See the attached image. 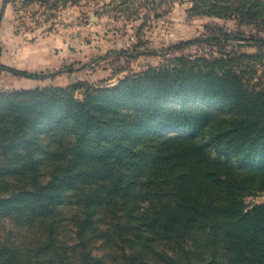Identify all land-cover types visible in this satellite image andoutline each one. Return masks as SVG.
I'll return each instance as SVG.
<instances>
[{"label": "trees", "instance_id": "1", "mask_svg": "<svg viewBox=\"0 0 264 264\" xmlns=\"http://www.w3.org/2000/svg\"><path fill=\"white\" fill-rule=\"evenodd\" d=\"M13 1L3 0V4ZM67 1L69 0H23L27 4L49 3L52 7L58 2ZM220 1L225 3L219 4ZM201 2L206 7H200L199 13L236 17L242 23H256L264 27V0ZM215 38L226 42L231 36L221 31L219 36L210 39ZM194 42L195 40L181 41L171 49H180ZM259 43L264 44V41L259 40ZM121 52L123 50L119 51ZM233 58L231 55H224L209 60L206 57L187 56L179 58L178 65L171 69H152V72L127 77L112 87L86 84L70 88L47 87L0 93V212L11 205L21 215L16 218L17 223L24 220L20 225L26 226L28 231L30 226L38 230L44 226L47 233L45 239L36 235L34 238L20 239L17 249H8V244L0 241V263L10 264L13 261V264H67L66 255L53 247L50 234L54 228L53 221L39 218L37 222L31 223L22 210L27 207L31 211L42 212L43 208L52 211L64 194L61 190L64 183L72 181L74 176L81 173H88L90 177L105 173L123 160L133 169L124 180L115 171L107 182L108 191L136 195L150 202L155 212L150 213L151 224L148 225L154 228L160 224V235H170L175 242L173 246L183 250L186 258L189 255L193 259L197 258L194 264H202L204 259L214 262V253L208 258L195 250L203 243L209 245L211 237L220 240V245L226 250V259L242 260L244 264H264V203L251 204L247 208L242 206L244 194L249 191H264L263 173L252 172L249 175L257 182L254 186L241 181L224 180L209 167L191 163L180 170L178 179L175 174L170 175L167 179L172 181L170 185H163L164 179L153 174L155 170L152 169L144 180H139L135 177V171L140 164L135 163L133 155L142 151H123L130 148V145L115 134L144 126L178 134L197 133V119L189 111L174 113L166 108L162 109L163 101L194 100L220 103L222 106L226 103L229 108L227 116L218 115L214 125L210 121L204 131L205 140H209L219 152L234 157L240 164L263 163L264 86H253L258 77L251 62L247 64L250 65L248 69L237 70L233 66ZM0 68L28 78H42L46 75L2 64ZM76 90L81 92L80 97L74 96L73 92ZM61 108L65 109L62 116L53 121L52 114L59 112ZM130 109L133 111L130 112ZM67 124L69 127L64 128ZM34 129L46 133V137L51 139L50 143L37 144L39 136L34 134ZM200 133L199 129L198 134ZM177 137L179 136L174 135V138ZM196 144L205 147L206 142L198 140ZM37 149L41 151H36ZM141 158H145V155ZM43 169L54 173L53 177L56 179L50 178L44 185H35L34 176ZM11 173L25 175L23 184L10 188L7 175ZM137 184H140L139 189L132 190ZM223 187L229 194L224 195V201H218L214 194L218 188ZM97 188L98 186L91 185L84 190L83 198L86 202H90L92 197L96 198ZM242 189L247 191L240 193ZM83 206L81 202L79 207ZM156 211L161 212L157 215ZM81 213L83 212L78 210L79 215L73 219L78 238L73 247L82 243L83 235L91 225L87 212L83 217L80 216ZM47 225L51 227L48 228ZM149 231L154 234L153 230ZM144 237L143 234L141 241ZM30 239L35 240L36 245H30ZM187 239L196 252L183 249ZM174 247L170 246L173 250ZM170 256L173 255L162 251L154 255L153 259L166 258L173 262V257ZM80 258L79 264H88V259L93 260L86 253H81ZM130 259L135 264V260H140V257L137 253L131 255Z\"/></svg>", "mask_w": 264, "mask_h": 264}, {"label": "rangeland", "instance_id": "2", "mask_svg": "<svg viewBox=\"0 0 264 264\" xmlns=\"http://www.w3.org/2000/svg\"><path fill=\"white\" fill-rule=\"evenodd\" d=\"M201 1L69 0L58 2L52 7L49 3L27 4L23 0H14L3 4V0H0V65L46 74L42 78H28L0 68V93L86 84L112 87L127 77L152 72V69H171L178 65L179 58L199 56L214 60L224 55L234 57L233 66L237 70L248 69L250 65L247 64L251 62L258 77L253 86L263 87L264 44L259 43V40L264 41V27L256 23H242L236 17L199 13L200 7H206ZM221 31L229 33L231 38L226 42L210 39L219 36ZM206 38L208 40H203ZM185 40L195 42L180 49H171ZM121 50L123 52L119 53ZM73 94L81 96L79 90ZM161 108L174 113L189 111L197 119L195 124L201 133L198 134L197 130V133L178 134L153 130L150 126L128 129L125 133L116 132L130 145L123 151H142L133 155L135 163L140 164L135 171L137 179L144 180L152 169L155 170L153 174L164 179L163 185H170L172 181L167 179L171 174H175L178 179L181 169L197 163L216 171L224 180L241 181L254 186L257 184L249 175L252 172L264 174V162L240 164L234 157L219 152L209 140H205L204 131L210 121L214 125L218 115L227 116L229 108L226 103L222 106L214 102L164 100ZM64 110L61 108L59 112L53 113L51 119L55 121ZM66 127L69 125H64ZM33 132L39 136L37 144L50 143V137H46L43 131L34 129ZM174 135L179 137L174 138ZM42 137L45 138L41 140ZM198 140L205 141V147H199L196 144ZM142 155L145 158H141ZM132 169L127 161L122 160L118 166L114 165L94 177L88 173L78 174L72 181L63 184L61 190L64 194L52 211L46 208L42 212L31 211L26 207L22 212L31 223L37 222L39 218L53 221L54 228L50 232L53 247L66 255L67 264H79L81 253L93 259H88V264H132L130 257L137 253L140 260L136 259L135 264H194L197 258L193 259L192 255L186 258L183 250L173 246L175 242L170 235H160V224L154 228L148 225L151 224L150 213L155 212L150 202L136 195L108 191L107 182L115 171L124 180ZM53 175L50 170L43 169L41 173L35 174L33 183L44 185L50 178L56 179ZM24 180L23 174L7 175L10 188L22 185ZM91 185L98 186L96 198L92 197L90 202H86L84 190ZM139 185L132 190L139 189ZM243 191L247 190L242 189L240 193ZM226 194H229L227 189L218 188L214 197L224 201ZM81 202L84 204L82 208L79 207ZM255 203H264V191H249L242 196L243 207ZM78 210L83 212L81 217L87 212L91 225L87 227L82 243L73 247L78 240L73 224V219L79 215ZM156 212L158 215L161 211ZM20 216L19 211L11 205L0 212V241L7 243L8 249L19 248L20 239L34 238L35 235L45 239L47 236L44 226L40 230L30 226L28 231L26 226L20 225L24 220L17 223L16 218ZM146 229L153 230L154 234ZM143 234L145 237L141 241ZM29 241L30 245H36L35 240ZM203 245L195 250L208 258L214 253L215 260L207 262L208 259H204L202 264H244L242 260L226 259V250L216 237H211L209 245ZM183 249L195 251L188 239ZM162 251L172 254L170 257H173V262L166 258L153 259L154 255Z\"/></svg>", "mask_w": 264, "mask_h": 264}]
</instances>
